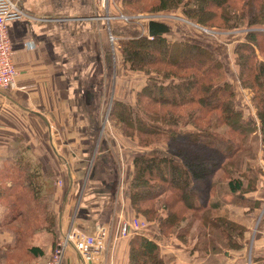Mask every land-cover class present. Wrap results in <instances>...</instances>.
<instances>
[{
  "label": "trees",
  "instance_id": "obj_1",
  "mask_svg": "<svg viewBox=\"0 0 264 264\" xmlns=\"http://www.w3.org/2000/svg\"><path fill=\"white\" fill-rule=\"evenodd\" d=\"M156 1L159 4L152 5V12L177 10L185 3V0H124L127 6ZM208 3L206 8L204 0H190L185 4L183 14L199 26L218 27L225 32L243 29L245 25L249 31L264 28V0H208ZM164 36L122 42L123 59L131 64L132 70L144 71L151 67L158 73L156 79L148 80L138 94L142 115L135 113L132 106L117 101L114 116L124 124L125 130L136 134L145 144L154 142L147 138L168 136L169 141L176 139L186 149L191 148L184 151V156L189 159L186 161L181 156L182 150L174 155L159 151V155L135 157L133 176L126 192L137 218L148 225L156 223L162 237L175 235L189 247L187 242L192 235V225L208 204L207 199H200L196 181H205L219 171H225L229 192L243 204H248L245 197L258 192L262 185L264 176L259 184L256 175L264 174L256 169V164L261 152L264 157V32H249L234 49L240 82L252 93L256 118L247 110L238 109L232 84L220 82L223 75L221 61L207 47L188 41L170 42ZM148 47H152V52ZM190 58L198 59L199 65H193ZM159 66H164V71ZM145 72L155 74L150 70ZM148 101L150 105L169 108V115L159 117L145 113L142 106L148 108ZM186 111L191 113L186 114ZM186 121L197 130L189 132L184 141L179 140L184 134H176L175 127L185 125ZM258 131L260 140L257 136L249 140ZM194 150L205 154L204 157L194 158L197 154ZM13 158V163L4 162L0 167V206L7 209L5 219L0 223V233L13 237L11 244L0 249V264L19 259L17 254L25 255L30 261L40 259L45 256V248L32 245L36 232L53 234L55 248L58 235L54 185L41 173L37 161H31L26 150L14 151ZM248 177L251 183L246 186L244 180ZM263 206H248L247 212L258 209L260 214ZM163 212L165 215H161ZM192 213L195 222L193 215L192 220L188 218ZM184 223L187 226L183 228ZM202 224L206 233L201 234L193 250L206 255L215 242L212 231H220L226 241L225 249L234 252L244 249L245 255L249 251L250 241L246 235L251 231L247 226L232 221L227 215ZM263 228L264 216L259 224V229ZM129 244V264H164L159 244L143 233L132 235ZM252 262H257L256 255Z\"/></svg>",
  "mask_w": 264,
  "mask_h": 264
},
{
  "label": "crops",
  "instance_id": "obj_2",
  "mask_svg": "<svg viewBox=\"0 0 264 264\" xmlns=\"http://www.w3.org/2000/svg\"><path fill=\"white\" fill-rule=\"evenodd\" d=\"M11 1L25 17L7 24L18 77L13 89L0 90V165L13 163L14 151L26 150L54 185L57 242L73 226L87 235L98 226H107L111 230L107 254L93 264H129L131 237H122L121 227L136 215L126 192L134 159L145 153L137 143L136 147L127 144L113 131L110 135L106 129L110 122L99 117L105 92L131 104L116 85L118 73L111 68L112 20L99 17L98 0ZM253 109L250 105L245 110L255 117ZM226 196L230 199L220 197L213 212L252 231L250 225L256 217L257 221L263 218L264 206L260 214L256 208V213L248 214L247 208L264 204V179L258 192L245 197L248 204L230 192ZM259 224L246 253L256 255L253 264H264V228L259 229ZM36 233L31 243L45 248V256L34 264H44L53 254L55 238L50 232ZM139 233L159 244L164 264H206L212 254L210 250L202 255L194 246L162 237L156 223ZM12 241L11 234L0 233V249ZM243 251L224 249L220 264L228 260L247 264ZM64 260V264H85L74 248L68 249Z\"/></svg>",
  "mask_w": 264,
  "mask_h": 264
},
{
  "label": "rangeland",
  "instance_id": "obj_3",
  "mask_svg": "<svg viewBox=\"0 0 264 264\" xmlns=\"http://www.w3.org/2000/svg\"><path fill=\"white\" fill-rule=\"evenodd\" d=\"M151 1L152 0H148V2ZM188 1L190 0H185L184 5L183 6L181 5L177 10L174 9L171 11H164V12H160V11L152 12L151 11L152 5L154 4L158 5L159 4L158 1H156L155 3L152 2L150 4L142 3L135 6L134 5L127 6L124 0H110L106 5H104L103 2H100V0H98L99 17L101 19H106L108 16L109 20H112L113 23L111 29L112 33L109 36V43L112 45V53H113L111 68H112V72L116 69V73H118L117 74L118 76L116 77L115 80H116V85L118 86V88H120V92H124L122 93V95L129 98V101H131L130 102L131 104H128L127 102H123V103H125L126 106L128 107L132 106L135 113L137 112V114L142 115V111L139 109L140 102L138 101L139 100L138 94L143 91L148 80H150L151 78L156 79L155 76L157 75L156 73L158 72L151 67H149V69L145 68L144 71L132 70L131 64H127L125 62V59H123L125 48L122 42H128L131 39H139L143 37H147L149 40H152V38L149 37L148 26L151 21H154L156 23L161 22L167 27L168 33L165 34L164 37L170 42L188 41V42L197 43L199 45L203 44L205 47H207L210 50V52H212L215 56H217L221 61L223 66L222 69L223 75L220 79V82L222 84L224 83L232 84L233 89L235 91V98L238 109L245 110L246 107H250V105L253 109L254 104L251 95L252 93L250 92V89L247 88L244 89L240 82V69L237 65V57L236 55H234V49L239 43L243 42V39L246 36V34H248L249 32H256L257 30L264 32V28L257 30L256 28H251V30L249 31L248 25H245L246 27H243V29L225 32L222 28H218V27H214V29H209L201 25L199 26L197 23L191 21L185 14H183L184 6ZM207 2L208 0H204V5L206 6V8L209 7V3L207 4ZM124 5H126L127 7ZM215 23L216 25H218L219 22L216 21ZM148 50L152 52L153 49L152 47H148ZM189 61L193 63V65L195 66L199 65L198 59L195 61L194 59L190 58ZM158 68L164 71V66H159ZM145 70H150L155 74L152 73L148 74L145 72ZM105 83L107 82L105 81ZM111 97L112 96H108V94L105 92V96H104L105 107L103 110L99 112L100 113L99 117H101V119L104 117L106 121L110 122L107 124L106 127L108 133L113 131L114 133H116V135L119 134L120 137H122V139L127 144L137 143L141 153H145L147 155L150 154L159 155L160 154L159 151H160L166 153L168 152L170 153V155L172 154L174 155L175 153H178L182 150L181 156L185 158L184 159L185 161L189 160L187 157L184 156V151L191 148L189 147L188 149H186L187 147L185 145H180V143H178L176 139L173 141L172 140L169 141L170 137L168 136L161 138L154 137L151 139L147 138L146 140L149 141L154 139L153 140L154 142L152 144H145L142 140H140V138H137L136 134L131 133L128 130H125L124 124L120 121L118 117L114 116V111H115L114 108L117 105L118 98L112 99ZM146 104L149 105L148 108H144L143 106L142 108L144 109L145 113L151 116L157 115L159 117L160 116L163 117V115L166 116L169 115L168 113H170V109L167 107H158L155 106V104L150 105L151 103H149V101ZM188 113L191 112L186 111V114ZM175 130H176V134H181V135L184 134V136L179 137V140L182 139L184 141L187 138L186 136L188 135L189 132L196 131L197 129L194 128L192 125H190V123L188 124L186 121L185 125L180 127H175ZM102 133L103 130L99 132V135L101 136ZM110 135H112V133H110ZM255 136H257L256 138L260 140L259 131L254 135H251L249 140H252V138ZM140 144H143L146 147L145 146L143 147ZM126 146L127 145L125 144V147ZM133 146L136 147V144H134ZM194 151L197 152V154H194V158L197 157L201 158L202 156L204 157L205 155V154L204 155L200 154L198 150H194ZM262 153L263 152H261L260 156H258V163L256 164L257 166L256 169H258L259 171L262 170V173L264 174V163H263L264 157ZM245 154L247 155V153ZM1 166L2 165H0V167ZM263 176L264 175L261 174L256 175L257 182H259V184H261L260 182L262 181ZM248 179L249 177L244 180L246 186L250 185L251 183L248 181ZM195 188L201 194L200 199L203 201L207 199L208 204L206 210L203 212V214H201V216L198 217L196 222H195L196 217L194 216V214L193 213L188 214V218L190 219L192 218V215L194 216V218L192 219H194L193 222H195L192 225V230H191L192 235L191 237L188 238V242H187L188 243L187 245L191 247L197 245L198 238L201 236L203 232L204 234L206 233V230L204 229L205 227L202 223L203 222L206 223L209 219L218 217L216 213L213 212L214 203H216V201L222 196L230 199L229 196H226L229 194V184L227 182L225 171H219L214 176L205 179V181H200V180L196 181ZM205 191L207 192V194ZM233 197H236V195H234ZM1 209L3 212H0L1 213L0 221L2 220L3 222L7 214V209L0 206V210ZM161 215H165V212H163ZM135 220H138L141 224H147L145 220L137 217L132 222H135ZM261 220L262 219H259L258 221L256 220L254 222V225L253 223H251L252 225H250L252 226V231H251L252 233H250L248 239V241H250L249 246H251V242L253 246V243L255 241L253 239L254 238L253 233L257 231V227H258L257 224L260 223ZM185 226H187V223L183 224V228ZM39 233L38 236H41V234L48 235V233L45 231ZM212 235L213 238L215 239V242L214 244L212 243V245L210 246L212 254L209 261L206 264H220L221 263L220 258L226 254V252L225 253L223 252L225 249L224 243H226V241L224 239V236L220 233H217V231H212ZM164 237H172L175 238L177 241L182 242L175 235L172 234ZM109 238H111V230H110ZM36 240L38 241V239ZM109 242H108V246H109ZM182 243L186 246L185 242ZM226 250L231 251L228 249ZM200 254H202L201 251ZM17 255L19 256V259L8 261L9 262L8 264L35 263V261H30L29 259H27L25 255H21V254H17ZM52 256L44 264L49 263L50 260L52 259ZM252 257H253L252 255L250 256L247 254V258H246L247 264H253ZM100 260H102V258H100ZM98 261L99 259H97L94 263ZM228 264H232V262L228 260Z\"/></svg>",
  "mask_w": 264,
  "mask_h": 264
},
{
  "label": "built area",
  "instance_id": "obj_4",
  "mask_svg": "<svg viewBox=\"0 0 264 264\" xmlns=\"http://www.w3.org/2000/svg\"><path fill=\"white\" fill-rule=\"evenodd\" d=\"M110 0H100L106 5ZM25 17L24 12L11 0H0V90L13 89L16 86L17 70L13 62V48L7 24ZM112 40V37H111ZM147 228V224L125 222L121 227L122 237H131ZM94 234L87 235L76 226L71 227L66 235L56 243L52 259L47 264H64L66 252L74 248L85 264H93L97 259L104 258L110 241V230L106 226H98Z\"/></svg>",
  "mask_w": 264,
  "mask_h": 264
},
{
  "label": "water",
  "instance_id": "obj_5",
  "mask_svg": "<svg viewBox=\"0 0 264 264\" xmlns=\"http://www.w3.org/2000/svg\"><path fill=\"white\" fill-rule=\"evenodd\" d=\"M148 30L149 37H151L152 39L157 38V36H163L168 33L167 27L161 22L156 23L154 21H151L148 26Z\"/></svg>",
  "mask_w": 264,
  "mask_h": 264
}]
</instances>
